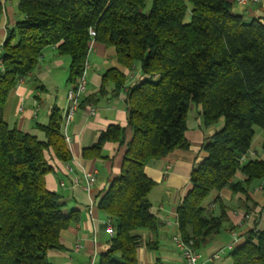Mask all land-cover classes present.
I'll list each match as a JSON object with an SVG mask.
<instances>
[{
  "label": "trees",
  "instance_id": "16d2710c",
  "mask_svg": "<svg viewBox=\"0 0 264 264\" xmlns=\"http://www.w3.org/2000/svg\"><path fill=\"white\" fill-rule=\"evenodd\" d=\"M19 0L22 16L7 29L0 53V264H48L47 251L61 247L59 232L76 220L65 214L57 193L45 187L51 170L45 152L69 161L62 115L52 107L45 140L8 126L2 111L9 91L33 70L45 48L68 56V79L82 74L91 40L114 47L118 63L138 64L144 78L126 89L128 125L121 169L98 202L112 227L97 264H137L145 244L140 230L155 232L147 194L154 185L145 164L175 148L186 149L185 120L191 103L202 122L222 126L203 143L206 155L191 171V187L176 208L177 234L194 250L219 231L224 212H206L212 190L245 191L264 178V23L234 14L228 0ZM1 11V7H0ZM189 13L186 20L185 15ZM92 29L94 35L89 34ZM115 91L124 76L116 68L102 75ZM80 104V103H79ZM263 131L262 155L241 162L253 127ZM124 142V129L110 124L92 148L101 156L104 142ZM245 179L233 181L235 173ZM232 264H264V229L256 227L229 252Z\"/></svg>",
  "mask_w": 264,
  "mask_h": 264
},
{
  "label": "crops",
  "instance_id": "0c3cea01",
  "mask_svg": "<svg viewBox=\"0 0 264 264\" xmlns=\"http://www.w3.org/2000/svg\"><path fill=\"white\" fill-rule=\"evenodd\" d=\"M19 0H0V53L6 31L22 17L17 9ZM234 14L245 19L258 18L264 23V0H228ZM86 61V90L71 120L63 129L68 137L65 145L70 152L69 161L58 159L52 150L45 152L51 170L45 175V187L55 192L63 204L62 211L76 213V220L59 232L61 247L47 251L48 264H97L100 254L108 246L110 234L107 216L98 208V202L112 179L121 169L126 143L131 137L128 125L126 89L141 81L144 76L138 64L131 67L120 65L114 47L91 40ZM69 58L57 53L55 47H47L35 67L8 93L2 116L8 126L44 141L45 134L37 124H46L52 107H57L63 116L66 108V91L71 87L68 79ZM1 68V66H0ZM116 68L124 76L123 87L115 91L113 81H106L100 91L103 73ZM192 105V106H191ZM195 105V106H194ZM191 103L185 120L186 149L175 148L159 159L149 160L144 166L145 174L154 181L147 194L151 213L159 220L155 232L140 230L145 243L136 249L137 264H187L176 249L172 236L177 234L176 208L191 187L192 168L206 155L203 143L221 126L222 121L211 125L202 122V110ZM93 108V113L89 112ZM110 124L124 129V142L106 141L101 146V156H93L91 149L100 133ZM263 131L253 137L243 162L262 155ZM258 148V149H257ZM93 173L90 188L82 187L86 174ZM245 177L237 172L233 181L242 182ZM78 180V183H74ZM259 180L245 186V191L233 192L228 186L212 190L202 205L210 215L224 212L218 232L209 236L197 251L201 264H232L229 251L217 259L209 260L212 254L224 248L234 230L240 241L246 232L256 227L264 229V188L259 189Z\"/></svg>",
  "mask_w": 264,
  "mask_h": 264
},
{
  "label": "built area",
  "instance_id": "2783aa9c",
  "mask_svg": "<svg viewBox=\"0 0 264 264\" xmlns=\"http://www.w3.org/2000/svg\"><path fill=\"white\" fill-rule=\"evenodd\" d=\"M241 1H245V0H241ZM250 1H257V0H250ZM89 34L94 35V32L92 29H89ZM51 47H54V45H52ZM41 57L42 55L39 56V59ZM87 68H88V64L86 61L84 64L83 72L79 76L76 84L68 88L66 91L67 108H66L64 115L62 116V126H61L62 131L63 129H65L66 125L71 120L74 112L76 111L80 103L82 95L84 94L86 90V70ZM93 111H94L93 108H90L89 112L91 114L93 113ZM64 139L65 141H68V137L65 134H64ZM243 158L244 156L240 158L241 162H243ZM93 181H94L93 173L86 174L82 187L85 189L90 188L91 185L93 184ZM74 183H78V180H74ZM258 188L259 189L264 188V178L259 182ZM107 230L111 236L113 234V230L108 220H107ZM230 235L232 238L231 242H229L224 248H221L216 253L212 254L209 260L212 261L214 259H217L221 253H224V251L230 252L237 245V243L240 241V236H238V234L234 230L230 231ZM172 240H173V243L176 249L180 252L181 257L185 260L187 264H201L200 253L197 250H194L192 247H190V245L182 241V239L179 237L178 234H174L172 236Z\"/></svg>",
  "mask_w": 264,
  "mask_h": 264
},
{
  "label": "rangeland",
  "instance_id": "374dc122",
  "mask_svg": "<svg viewBox=\"0 0 264 264\" xmlns=\"http://www.w3.org/2000/svg\"><path fill=\"white\" fill-rule=\"evenodd\" d=\"M149 5H150V0H147V2H146V10L148 9V7H149ZM189 13H186V15H185V18L184 19H188L189 18ZM194 105V104H193ZM192 106V105H191ZM195 106V105H194ZM253 130H254V134H253V142L257 139V133H258V131H261L262 132V129L259 127V126H254L253 127ZM258 149V148H257Z\"/></svg>",
  "mask_w": 264,
  "mask_h": 264
}]
</instances>
